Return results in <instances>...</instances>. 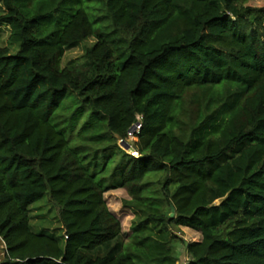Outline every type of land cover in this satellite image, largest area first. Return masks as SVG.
<instances>
[{
  "label": "trees",
  "instance_id": "obj_1",
  "mask_svg": "<svg viewBox=\"0 0 264 264\" xmlns=\"http://www.w3.org/2000/svg\"><path fill=\"white\" fill-rule=\"evenodd\" d=\"M95 1L0 0V264H264V7ZM44 197L60 237L32 230Z\"/></svg>",
  "mask_w": 264,
  "mask_h": 264
},
{
  "label": "rangeland",
  "instance_id": "obj_2",
  "mask_svg": "<svg viewBox=\"0 0 264 264\" xmlns=\"http://www.w3.org/2000/svg\"><path fill=\"white\" fill-rule=\"evenodd\" d=\"M90 5L97 7V2L89 3ZM246 5L251 8L264 7V0H248ZM3 13V8L0 4V16ZM8 29L6 26L0 25V49L8 46ZM95 43L94 39L90 38L85 42L67 49L62 58V67L72 60L79 59L83 56L86 49L91 47ZM16 49L10 48V54H14ZM130 145H133L135 140L128 139L127 141ZM128 154V153H127ZM130 155V154H129ZM128 196L123 189H118L115 191H109L104 194V201L109 209V211L117 218L122 227V232L124 237L127 239L130 235V225L132 221L131 212L126 209L123 202L128 200ZM218 205V203H217ZM58 209L49 201L48 197H44L42 200L37 202L35 205L31 206V222L30 225L34 232H48L54 233L58 237L63 235L61 231V225L58 222ZM177 236L182 239L186 244L192 242H198L200 240V235L192 230L186 228H179ZM3 249V244L0 242V256ZM177 254V264H187L189 257L186 253V249L182 244H179L176 249ZM1 258V257H0Z\"/></svg>",
  "mask_w": 264,
  "mask_h": 264
},
{
  "label": "water",
  "instance_id": "obj_3",
  "mask_svg": "<svg viewBox=\"0 0 264 264\" xmlns=\"http://www.w3.org/2000/svg\"><path fill=\"white\" fill-rule=\"evenodd\" d=\"M137 124H138V121H135L134 125H137ZM118 140H119L120 148L123 149L126 153H128L130 155L134 154V153H137L135 146L130 145L128 142L122 141L121 139H118Z\"/></svg>",
  "mask_w": 264,
  "mask_h": 264
},
{
  "label": "built area",
  "instance_id": "obj_4",
  "mask_svg": "<svg viewBox=\"0 0 264 264\" xmlns=\"http://www.w3.org/2000/svg\"><path fill=\"white\" fill-rule=\"evenodd\" d=\"M140 128H141V126H140L139 121H138V124L133 125V127L128 132V139L136 140V135L139 133ZM131 156L137 157L138 154L134 153V154H131Z\"/></svg>",
  "mask_w": 264,
  "mask_h": 264
}]
</instances>
